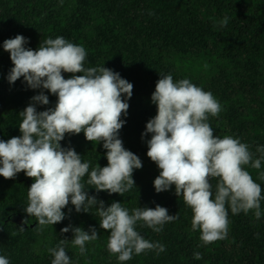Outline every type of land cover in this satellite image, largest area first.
I'll list each match as a JSON object with an SVG mask.
<instances>
[{
    "label": "trees",
    "instance_id": "1",
    "mask_svg": "<svg viewBox=\"0 0 264 264\" xmlns=\"http://www.w3.org/2000/svg\"><path fill=\"white\" fill-rule=\"evenodd\" d=\"M225 17L228 22L222 25ZM17 35L28 38L25 47L32 50L49 38L63 37L85 49V69L106 67L133 84L132 97L122 96L129 108L121 117L125 124L119 138L126 150L141 159L143 167L134 169L135 185L129 191L123 195L97 192L87 183L93 169L108 165L103 142L88 141L82 131L66 134L61 146L73 148L89 164L81 183L105 208L120 202L131 215L136 208L160 205L169 215L178 213V218L158 225L160 232L138 221L135 230L165 250L133 252L130 260L121 262L118 254L108 250L110 230L100 226L99 204L78 213L69 202L63 209V221L41 227L25 210L34 179L24 172L13 179L0 176V256L9 264H52L49 249L67 239L62 246L70 264H264V153L257 151L264 146V0H0L3 141L22 136L20 112L33 103L34 96L43 92L49 98L47 105L35 104L38 112L54 108L58 101L50 90L30 88L23 77L14 84L7 79L14 65L3 42ZM62 75L65 79L73 76ZM162 75H171L174 82L188 79L211 92L221 106L218 115L207 114L214 136L238 139L252 153V161L242 168L261 187V216L256 218L255 209L233 214L226 204L227 238L207 245L200 239L201 231L192 229L194 213L183 196L176 195L175 185L160 193L154 187L161 170L147 155L152 133L143 134L158 112L152 94ZM256 159L261 160L259 169L252 167ZM219 181V177L209 178L213 200ZM70 225L89 234L94 227L98 238L86 242L81 253L72 243L73 231H61ZM196 252L202 259L194 258Z\"/></svg>",
    "mask_w": 264,
    "mask_h": 264
},
{
    "label": "clouds",
    "instance_id": "2",
    "mask_svg": "<svg viewBox=\"0 0 264 264\" xmlns=\"http://www.w3.org/2000/svg\"><path fill=\"white\" fill-rule=\"evenodd\" d=\"M227 22L225 17L220 23L226 25ZM28 42L23 35L3 42L14 65L7 79L14 84L23 77L30 88L50 90L58 96V101L54 108L38 112L36 103L49 104L48 96L41 92L20 112L22 136L0 140V176L13 179L24 172L34 179L25 210L38 219L41 227L63 221V209L69 202L78 213L89 212L90 206L99 204L100 226L110 230L108 250L118 254L121 262L130 260L133 252L138 255L154 248L164 251L163 245L143 238L135 225L143 221L160 232L162 229L158 225L177 219L178 213L169 215L167 208L157 205L154 209L136 208L130 215L120 202L105 208L104 202L89 196L81 183L89 164L82 162L73 148H63L60 143L66 134L82 131L88 141L103 142L108 165L93 169L87 183L97 192L123 195L129 191L135 185L134 169L143 167L141 159L126 150L119 138V131L125 124L121 117L129 108L122 96L132 97L133 84L106 67L85 69V49L63 37L47 39L38 50L26 48ZM62 72L73 76L65 79ZM152 102L157 105L158 112L147 123L143 135L152 133L147 141V155L161 170L154 180L156 192L170 190L175 185L176 195H182L194 213L192 229L201 231L200 239L206 245L227 238L226 204H230L233 214L255 209L259 219L261 187L242 168L252 161V153L248 145L238 139L214 136L206 122L207 114L218 115L221 106L212 93L188 79L174 82L171 75H162L156 83ZM257 151L264 153V146ZM260 166V159L252 163L253 168ZM261 176L264 178V173ZM211 177L220 178L214 200L209 183ZM70 230L74 233L72 243L79 246L81 253L85 251L86 242L98 238L94 227L91 234L71 225L61 231ZM66 242L67 239H62L61 246L49 249L54 256L52 264H70V257L62 246ZM194 258L202 259V255L196 252ZM0 264H9V260L0 256Z\"/></svg>",
    "mask_w": 264,
    "mask_h": 264
}]
</instances>
